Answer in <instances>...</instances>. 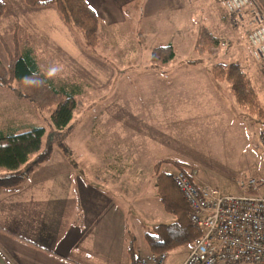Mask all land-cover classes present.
I'll list each match as a JSON object with an SVG mask.
<instances>
[{"label":"rangeland","instance_id":"374dc122","mask_svg":"<svg viewBox=\"0 0 264 264\" xmlns=\"http://www.w3.org/2000/svg\"><path fill=\"white\" fill-rule=\"evenodd\" d=\"M209 1L213 12L203 18L211 33L222 38V49L203 56L197 68L196 62L191 63L200 57L193 48L195 31L185 41L171 37L177 52L169 65L152 64L149 52L168 45L170 37L147 33L140 38L138 33L147 29L138 9L140 0L125 7L128 22L120 30L108 29L101 19L96 47L88 46L79 29L65 24L54 5L30 8L22 0H4L2 62L8 65L16 51L23 55L29 43L41 72L72 92L80 104L69 124L58 130L51 110L40 112L18 92L0 87V127L14 126L20 132L28 125L45 129L42 150L52 147L50 159L35 167L38 154H34L23 166H34V178L69 174L75 183L82 181L114 201L109 215H119V246L122 241L124 251L119 264H131L129 247L136 255H148L145 233L175 221L155 186L154 166L161 159L181 161L190 172L196 170L198 186L224 195L264 197V126L238 106L230 85L216 81L204 63H240L263 108L264 73L252 53L249 25L225 23L222 9L215 0ZM53 68L57 71L49 77ZM163 169L172 174L178 170L172 164ZM7 173L0 169V176ZM251 181L256 182V191H250ZM28 183L29 179L20 186ZM7 190L0 188V195ZM192 250L193 244L169 250L164 264H182Z\"/></svg>","mask_w":264,"mask_h":264},{"label":"crops","instance_id":"0c3cea01","mask_svg":"<svg viewBox=\"0 0 264 264\" xmlns=\"http://www.w3.org/2000/svg\"><path fill=\"white\" fill-rule=\"evenodd\" d=\"M141 1L138 9L147 29L138 33L140 38L147 33L156 38L170 37L166 44L172 45L175 52V41L171 37H183L185 41L192 31L198 37L206 26L205 13L213 12L208 0ZM87 2L107 28L114 30L117 27L120 30L128 22L125 7L140 3L139 0ZM215 4L222 9L221 19L225 23L230 21L238 25L233 22L222 0H215ZM200 13L201 16L198 15ZM243 16L245 20L249 18L250 7L243 11ZM167 32L175 34L168 35ZM199 56L191 61L196 62L197 68L201 66L199 61L203 60V56ZM212 66L211 63H204L208 71ZM40 176L42 179H36L31 174L28 184L7 188L0 195V228L52 253L0 230V264H119L124 253L122 241L119 246V215H109V207H113L114 201L82 181L75 183L69 174L55 179Z\"/></svg>","mask_w":264,"mask_h":264},{"label":"trees","instance_id":"16d2710c","mask_svg":"<svg viewBox=\"0 0 264 264\" xmlns=\"http://www.w3.org/2000/svg\"><path fill=\"white\" fill-rule=\"evenodd\" d=\"M30 8L48 7L54 5L65 24L79 29L86 39L88 46L96 47L99 44V28L101 18L89 5L87 0H22ZM255 5L264 10V0H252ZM6 12V3L0 0V17ZM16 45L18 42L14 39ZM27 50L23 55L10 54V62L5 65L0 58V87L9 88L18 92L19 96L31 102L40 112L51 110V118L56 129L65 128L74 116L80 101L73 97L72 92H66L57 87L40 70L30 44L26 42ZM222 49V38L214 35L203 26L196 43L195 52L199 55H216ZM176 52L172 45H161L154 48L150 54L152 64L165 66L175 58ZM260 63V62H259ZM261 69L264 73V68ZM216 81L227 82L230 90L240 108L255 116L264 126V108L260 103L257 91L240 63H216L210 70ZM28 78V79H26ZM45 129L36 125H28L27 129L20 132L18 127H0V169L8 173L0 176V188H15L26 181L34 166H39L49 160L52 147L42 150V140ZM38 154L34 166L27 165L32 155ZM164 164H172L177 171H183L191 176V172L184 168L185 164L171 158L159 160L154 166L155 186L160 195L165 210L174 216L172 223H160L154 226L153 233H145L150 246V253H167L176 247L193 244L194 240L201 237L204 230L194 225L190 220L191 208L175 186L173 174L162 170ZM30 166V167H29ZM191 169V168H190ZM193 170V169H192ZM6 234L27 242L43 251H51L31 242L23 237L11 234L0 228ZM131 264H139L141 256L136 255L132 247Z\"/></svg>","mask_w":264,"mask_h":264},{"label":"built area","instance_id":"2783aa9c","mask_svg":"<svg viewBox=\"0 0 264 264\" xmlns=\"http://www.w3.org/2000/svg\"><path fill=\"white\" fill-rule=\"evenodd\" d=\"M233 22L245 21L253 56L264 68V10L252 0H222ZM250 7L245 20L243 11ZM264 145V132L261 136ZM183 171L173 174L175 186L187 200L191 222L204 233L193 242V250L182 264H264V197L253 194L224 195L219 190L195 183ZM245 186V184H243ZM250 191H256L251 181ZM166 253H149L139 264H164Z\"/></svg>","mask_w":264,"mask_h":264},{"label":"clouds","instance_id":"9594fccd","mask_svg":"<svg viewBox=\"0 0 264 264\" xmlns=\"http://www.w3.org/2000/svg\"><path fill=\"white\" fill-rule=\"evenodd\" d=\"M56 71H57V69H56V68H53V69H51V70H50V72L48 73L49 77H52V76H54V75H55V73H56ZM26 79H28V78H26Z\"/></svg>","mask_w":264,"mask_h":264}]
</instances>
